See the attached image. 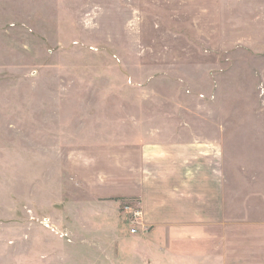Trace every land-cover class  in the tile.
<instances>
[{
    "label": "rangeland",
    "instance_id": "1",
    "mask_svg": "<svg viewBox=\"0 0 264 264\" xmlns=\"http://www.w3.org/2000/svg\"><path fill=\"white\" fill-rule=\"evenodd\" d=\"M186 141L208 250L127 232L136 149ZM0 264H264V0H0Z\"/></svg>",
    "mask_w": 264,
    "mask_h": 264
},
{
    "label": "crops",
    "instance_id": "2",
    "mask_svg": "<svg viewBox=\"0 0 264 264\" xmlns=\"http://www.w3.org/2000/svg\"><path fill=\"white\" fill-rule=\"evenodd\" d=\"M214 145L186 141L136 149L142 168L138 184L122 207L126 212L125 204L132 203L142 214L136 232H129L128 227L130 235L146 234L152 242L162 241L168 235L170 246L172 240L181 241L171 249L213 243L209 227L217 226L223 219L222 149H215ZM196 230L199 235L192 234ZM192 240L200 243L192 244Z\"/></svg>",
    "mask_w": 264,
    "mask_h": 264
},
{
    "label": "built area",
    "instance_id": "3",
    "mask_svg": "<svg viewBox=\"0 0 264 264\" xmlns=\"http://www.w3.org/2000/svg\"><path fill=\"white\" fill-rule=\"evenodd\" d=\"M127 209V219L131 222L129 226V232L134 233L138 229V225L141 223V209L132 203H127L124 206Z\"/></svg>",
    "mask_w": 264,
    "mask_h": 264
}]
</instances>
